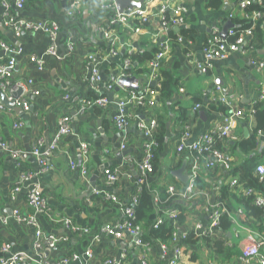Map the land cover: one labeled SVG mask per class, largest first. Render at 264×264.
I'll return each mask as SVG.
<instances>
[{
  "label": "crops",
  "instance_id": "1",
  "mask_svg": "<svg viewBox=\"0 0 264 264\" xmlns=\"http://www.w3.org/2000/svg\"><path fill=\"white\" fill-rule=\"evenodd\" d=\"M162 1H154L151 8ZM164 1L171 8L181 5L186 9L190 17L179 29H190L192 35L190 41L183 40V37L182 40H172L163 59L161 70L171 73L181 82L180 87L179 83L177 87H173L174 98L168 101V106L171 107L175 101H179L180 105L191 108L194 107L196 99L201 98L205 104L201 103L197 114L189 110L186 120L191 123L192 138H196L216 128L222 122L223 115L229 112H222L219 107L209 109L207 106L215 103L218 98L216 86L220 84L221 95L230 96L233 108L243 112L234 137L219 141L221 149L231 161V166L217 165L208 168L206 187L202 189L194 186L193 193H186L188 182L182 180L178 173H184L189 178L191 167L198 160V156L189 150H178L179 131L183 121L178 114L180 105H176L167 113L168 132L164 151L161 153L163 163L157 174L152 175L147 183L157 193L162 192V187H175L178 193L176 202L182 205L186 216L183 223L176 224V241L168 243L166 250L157 242L150 241L146 252L139 255L130 234L123 233L122 238H117L102 232L106 227L115 226L122 216L119 205L108 200L105 194L112 193L122 203H127L139 191V165L143 156L144 138L138 121L154 117L156 109L164 110L161 98L154 108L129 106V126L124 130L115 124L119 111L117 101L126 98L131 91L124 88L116 90L119 77L125 70L133 69V73L129 75L141 79L142 89L147 86L158 87L159 79L152 85L153 80L146 72L149 65L145 64L147 68L140 70L141 65L136 61L125 67L123 56L127 51L143 52L152 49L150 44L143 47L141 43L150 42L154 37L152 29L157 27L160 14H157V10L154 11L150 16L153 26H146L138 33L124 23L111 24L118 11L115 3L106 0H80L79 11L74 18L67 15L69 0H32L21 11L12 8V14L16 17L55 21L59 24L57 52L51 55L48 54L50 38L45 33L25 32L20 37L15 36L0 3V31L4 35L3 40L22 49L17 57L14 77L32 78L33 87L40 91L39 95L25 93L20 98L29 102L30 109L25 110L22 105H17V110L7 107L0 111L1 140L10 149L21 153L13 156L5 149L0 150V214L7 218L6 221H0V258L23 252L29 257L27 264H65L64 260H68L69 264H104L106 259L118 262L122 258H126L125 264H142L141 260L145 258L147 264H169L174 258L175 246L172 245H183L181 237L190 231L196 232L198 236L209 230L221 231L228 239L227 245H238L241 255L249 235L255 233L259 239H264V233L259 230L257 221L238 200L242 193L246 195L243 184L246 181L242 179L238 168L248 157L253 156L260 158L254 167V173L257 165L264 164V134L258 136L252 153L230 148L235 142L254 133L255 120L250 112L253 104L259 101L264 107V67L260 66V63H264V44L249 51L230 53L225 59H215L211 62L209 73H203L197 69V65L204 61L203 46L206 38L219 36L218 33L229 19V14L240 13V0H224L223 8L218 10L208 8L207 0ZM226 5L230 9L225 10ZM179 29L175 28L176 31ZM105 30L109 31L108 37ZM69 45L73 46L72 51ZM111 50L116 51V54H112ZM32 55L43 60L42 71L37 70L30 62ZM90 55H96L99 72L107 77L106 80L90 82ZM4 57V52L0 49V59ZM112 77L118 80L113 89L109 90L107 84L113 80ZM180 88L184 90L181 91ZM111 92L113 99L106 106L94 103ZM261 95L263 99L260 98ZM84 105L86 108L81 113L79 110ZM202 111L203 117L200 115ZM65 115L71 117V131L57 142L56 149L51 150L59 120ZM16 123H21V126L16 128ZM39 139L42 141L40 151L45 157V165L40 163L39 157L31 153ZM84 145L88 146L86 162L83 155ZM72 161L77 163L74 169L71 167ZM83 163L87 167L86 176L81 172ZM108 168L118 173V179L114 183L106 181L104 171ZM23 174H30V179L21 182ZM232 179H237L238 184L231 189L229 183ZM17 185L20 189L14 192ZM35 186L46 199L54 219L70 218L75 225L87 229L88 232H74L61 222L34 213L28 204L27 194ZM169 207L163 208L161 214ZM215 207L231 220L230 230L224 231L221 221L218 227H210L211 213ZM16 212L24 217L34 215L40 223L46 238L39 247H36L35 227L28 221H18ZM49 235L60 238L56 247H51L47 240ZM6 244L11 247L10 252L3 251ZM88 249H91L90 255L86 254ZM241 255L223 261L216 256L213 249L203 244L200 248L185 250L177 264H260L257 261L244 263Z\"/></svg>",
  "mask_w": 264,
  "mask_h": 264
},
{
  "label": "built area",
  "instance_id": "2",
  "mask_svg": "<svg viewBox=\"0 0 264 264\" xmlns=\"http://www.w3.org/2000/svg\"><path fill=\"white\" fill-rule=\"evenodd\" d=\"M27 0H1V4L5 10V17L7 23L12 28L13 33L16 37H20L25 32H43L50 38V47L48 49V54L55 55L57 52V39L60 33L59 24L55 21H42V20H30L23 17H16L13 15L10 11L12 8H16L18 11H21L24 9V3ZM109 2H113L116 5V0H106ZM154 1L157 0H148L146 4L140 8H135L133 10H130L129 13H119L115 14L111 24L115 23H124L126 26L130 27L134 32H142V28L140 26H136L132 23L131 18L134 16H138L142 22H146L148 20V15L151 12L150 8ZM162 5L159 9L160 17H162V13L170 7L169 3L166 1L161 2ZM160 3V4H161ZM249 3V0H240L239 9L240 12L245 8L246 4ZM80 7V0H69V6L67 9V15L71 18H74L77 15V12L79 11ZM174 16H176V19H172L170 21H165L163 25L160 27L159 32L154 33V42L159 46L161 49L159 52L155 55L154 59L150 61L149 63V77L153 81H158L159 78V70L162 67V62L167 54V52L170 49V43L169 41L164 40L160 41L157 40L159 36L166 33L171 26L173 25H184L185 20L182 15V11H186V9L181 5H176L173 8ZM187 12V11H186ZM235 14V13H234ZM233 13L229 14V17H232L234 15ZM263 16V13L259 11H255L253 14V18H260ZM233 29V28H232ZM231 29L229 30V32ZM219 32V31H217ZM106 36L108 37V30H105ZM253 36V28H249L244 30L239 38L235 42H229L225 39H222L220 36L215 37H208L206 38L205 45L203 46V56L204 61L201 63H198L197 69H199L203 73H207L209 71L211 62L215 59H225L230 53L234 52H245L246 50L249 51V45H250V39ZM111 38V37H110ZM163 38V37H161ZM179 40H182V37H179ZM184 40V38H183ZM0 49L4 52V58L0 59V89L7 95L8 99H12V95L17 92L18 90H21V96L17 98L16 105H22V108L25 110L30 109L29 102L27 100H21L20 98L25 93H32L34 95H39L40 91L33 87L34 80L32 78L27 79H15L14 77V69L17 65V57L19 54L22 53V49L20 47H15L13 45H10L7 41L0 40ZM69 49L72 51L73 46L69 45ZM112 54H116V51L111 50ZM90 59L92 61L91 66V74H90V82L92 83H98L102 80V75L99 72L98 69V61L96 55H90ZM30 62H32L37 70L42 71L44 69V62L41 58L37 57L36 55H32L30 57ZM125 67L130 66V61L125 60ZM261 67H264V63H260ZM127 76L125 73H123L121 77ZM113 80L110 81V84H107V87L109 90L113 89L112 85L117 84L118 78L112 77ZM221 87L218 85L216 86V91L219 93V96L215 101L219 102L221 105H224L226 107V110L229 112L227 114L223 115L222 122H220L216 128L210 129L211 135L209 131H206L200 136H197L196 138H192V134L190 131V127H187V131L184 133V135L181 137V141L178 147L179 152H182L184 150H189V152L193 153V155L198 156V160L194 162L193 166L191 167L190 177L186 186V193L191 194L193 193L194 186H195V176L197 175L198 170L203 171L201 169V166L199 165L200 162V155H202V158L205 160V166L207 168H214L217 165H224L226 167L231 166V161L228 158V156L219 149H212V145L215 141L214 134H218L220 137L226 136L228 137H234L235 128L237 127V124L240 120V118L243 115V112L240 110H235L233 108V100L228 95H221ZM158 91L157 88H153L150 86L144 87L141 89V91H134L131 90L126 98L120 99L117 101V105L119 108L118 114L115 117V124L119 129H124L129 126L130 124V115H128V107L137 105V106H149L152 107L155 104V100L157 99ZM263 99V95L260 97ZM111 100L107 96H103L102 98L97 99L94 103L102 106H106ZM86 105L81 107L79 110L81 113L85 110ZM201 108L200 103H196L195 109L199 110ZM7 107L0 103V111L6 110ZM253 109H251V114L253 115ZM156 125V122L154 118H150L148 120H139L138 121V127L142 132L143 135V142H142V149H143V156L139 165V171H140V182L142 181L143 177H146L149 174V171L152 169V159H153V153L152 150L155 146V141L152 137V130L154 129ZM21 126V123H16L15 127ZM71 131V117L69 115L63 116L58 123V131L54 137V143L51 145L50 149L54 150L56 149L57 142L61 140V138L69 134ZM41 139L37 140L36 144L33 147V151L31 152L33 155L39 157L40 163L42 165H45V157L42 155L40 151L41 147ZM0 146L2 149L9 151L13 156H16L17 154L20 155V151L17 152L15 150H12L9 148V145H7L4 141L0 138ZM122 149H125L124 146H122ZM194 152H198L195 154ZM84 161H87V155H88V146L84 145ZM26 156V154H24ZM71 167L74 169L77 167V163L72 161ZM81 172L84 176L87 175V167L86 164L83 163L81 166ZM256 172H258L261 176V179L264 178V164L257 165ZM104 174L106 175V181L108 183H114L118 179V173L112 171L111 169H106L104 171ZM31 177L30 174H23L21 176V182L25 180H29ZM263 181V180H262ZM230 187L236 188L238 184L237 179H232L230 181ZM20 189V186L17 185L14 188V192H17ZM171 190H174L173 187L170 188ZM245 194L247 195H255L254 197V203L262 207L264 210V193L261 192L260 189H246ZM105 197L108 198V200H111L119 205V208L121 210V213L123 216L126 217H132L134 215L133 209L130 207H124L125 202H121L120 198L112 193L105 194ZM135 197V196H134ZM157 199V198H156ZM27 200L29 206L34 210V213L41 214L53 221L61 222L62 225H64L67 228H70L74 232L79 233H87L88 230L85 228H81L77 225H75L74 221L70 218L64 217L61 219H54L52 215V211L49 209L46 199L40 194V191L38 188L32 187L29 189L27 194ZM177 213L176 209H169L166 211V214L173 217ZM222 211L215 207L213 208V212L211 213L212 217V224L211 228L218 227L219 220L221 216ZM15 217L18 221H28L35 227V235H36V247H39L41 245V242L46 238L44 231L38 222V220L35 218L34 215H29L27 217H24L21 215V213L16 212ZM7 218L4 215L0 214V221H6ZM198 226V225H197ZM196 228L198 229V227ZM104 233H107L109 235H114L117 238H122L123 233L130 234L132 241L135 244V247L145 245L144 242L141 240V228L140 226H132L131 222L127 219L119 220L115 224V226L112 227H106L103 229ZM98 237H95L97 239ZM47 240L49 241L51 247H56L57 244L60 242V238L54 235H49L47 237ZM174 241H176V233L174 234ZM182 241V237H181ZM10 245L6 244L3 246L4 252H10ZM161 248L164 250L167 249L165 245H162ZM174 258L171 259L169 264H177L178 259L180 256L184 253V248L180 246H176L174 249ZM87 255L91 254V249H88L86 251ZM74 257H76L75 254H73ZM124 257V256H123ZM28 255L23 252H17L11 254L7 258H0V264H27L28 263ZM241 260L244 263H250L252 261H257L260 264H264V239H259L257 235L254 233L249 235L248 237V243L245 244L242 250ZM65 264H69L68 260H64ZM104 264H122L121 261L115 262L112 259H106L104 261ZM142 264H147L146 260H142Z\"/></svg>",
  "mask_w": 264,
  "mask_h": 264
},
{
  "label": "trees",
  "instance_id": "3",
  "mask_svg": "<svg viewBox=\"0 0 264 264\" xmlns=\"http://www.w3.org/2000/svg\"><path fill=\"white\" fill-rule=\"evenodd\" d=\"M30 1L32 0H27L24 3V6L27 7ZM161 5L162 3L161 4L159 3L158 5L150 8L151 12L149 13L148 20L146 22H142V20L136 15L131 18L132 23L135 24L136 26H140L142 29L145 28L146 26H151L153 21H150V16L156 10L158 14ZM206 5L210 9L218 10L223 8L224 0H207ZM255 11H259L263 13V16L254 19L253 14ZM10 12L13 13L12 9ZM173 12H174L173 8L169 7L162 13V17H160V19L158 20L157 27L155 26L152 29L154 33L159 32L160 27L163 25L165 21H170L172 19L177 18L176 16H174ZM182 15L184 17L186 24L190 15H188L186 11H182ZM230 19L233 21L235 27L231 29L230 32H228L226 37L227 41L235 42L244 30L253 28V36L250 39L249 50L254 49L255 47L258 48L264 44V0H249V3L246 4L245 8L240 13H235L232 17H230ZM184 25L171 26L170 29L166 33L159 36L157 40L160 41L161 37H165V40L169 41L170 43L172 40L175 39L176 41H178L179 37L181 36L185 40L190 41V39H192L190 29L181 28L179 29V31L175 30L176 27H182ZM3 39H4V35L0 31V40ZM149 44L152 46L151 50L147 49L146 51L143 52L141 50H134L130 52L127 51L123 56L124 59L129 60L131 65L137 61L139 65H141L140 70H145L149 65L150 61L154 59L155 55L161 49L154 42V37L151 38L150 42L148 41L141 43L143 47L144 46L148 47ZM145 64H147V66H145ZM147 70H149V67ZM160 70H159V78H158L159 83L157 87V91H158L157 99L155 100L154 106L150 108L156 107L161 98L164 110L162 111L156 109L154 112V117H152L156 122V125L152 130V137L155 141V146L152 150L153 153L152 169L151 171H149V174L146 177L142 178V181L139 184L138 194H136L135 197H132V199L129 202L123 203L124 207H130L133 209L134 215L132 217L127 216V214L126 217L122 215L120 219V220L123 219L129 220L132 226L134 227L140 226L142 232L141 240L142 242H144L145 245L135 247L139 255L140 253L146 252V248L147 246H149L148 244L149 243L151 244L150 241L157 242L159 246L162 245H165L166 247L169 246L167 244L174 241V234L176 233V224L179 222L183 223L186 218L184 213L185 212L184 208L180 203L176 202L175 198L178 193L174 186L162 187L161 189L162 192L157 193L154 187L147 184L148 179H150L152 175L155 176L157 174L159 168H161V165L163 163L162 162L163 156L161 153L164 151L167 132H168L169 114L167 113H169V109L171 108L173 109L175 108L176 105H180L179 101H175L174 104L171 107H169L168 101H171V99L174 98L175 91L173 87L175 86L177 87L178 83L180 87L181 82L179 81V79L172 76L171 73L166 72L163 69L160 72ZM146 72L148 73V71ZM124 73L127 76H130L129 74L133 73V69L125 70ZM207 73H209V71ZM112 86L114 87V85ZM180 90L183 91L184 89L180 88ZM196 103L205 104L203 103L201 98H197L195 105ZM195 105L194 107L191 108H187L182 105L179 106L178 109L179 112L178 114L180 116L179 118L183 121L181 130L179 131V138H178L179 144L181 141V137L187 131V127H190L191 124L189 121H186L188 119L187 116L189 110L194 111L197 114V109H195ZM207 106L209 107V109L213 107H219L222 109V112L226 110V107L224 105H221L217 101H215V103H209L207 104ZM252 109L254 110L253 117L255 120L254 133L249 137L242 139L239 142H235L232 145L230 144L231 145L230 148L234 151L241 150L246 153H252L256 148L258 136L264 134V107L261 105L259 101H257L253 104ZM209 133L213 135L210 130ZM214 137H215V141L212 145V149L222 150L219 141L222 140L223 138H226V136L220 137L218 134H214ZM262 152H263L262 155L264 156V150ZM194 153L197 154L198 152L197 153L194 152ZM198 155L200 156L199 165L201 166V169H204L205 171L201 172V170H198L197 175L195 176V181H196L195 186L197 188L199 187L204 189L208 184V180L206 176L208 175V173H206V171H208L209 169L205 166V160L202 158V155H200L199 153ZM258 160H260V158L254 156L248 157L245 163L241 165L238 169L241 173L242 179L246 181L243 182L244 187H246V189H257L258 187H260L261 192L264 193V178L261 179V176L258 172L254 173V167L259 162ZM258 184L260 185L258 186ZM171 187H173L174 190H171L170 189ZM229 188H231L230 185ZM254 197L255 195L253 194L244 195L242 193V195L238 197V200L240 204L246 208L247 213L257 221L259 230L264 233V210L262 207H259L254 203ZM166 207H169L167 208V210H169L170 208L176 209L177 210L176 215L173 217L171 216L169 217V215L166 214L167 210H165L164 213L161 214L162 209ZM172 207H176V208H172ZM222 215L223 212L221 213L219 222L221 221L220 224L222 229L224 231H228L232 228V222L227 215H223V216ZM227 241H228L227 237L224 236L221 231L212 232V230H209L199 236L196 232L190 231L189 233L184 234L182 236L183 245H172V247L180 246L184 248V251L185 250L187 251L191 248H200L201 245L205 244V246L213 249L214 253L218 258H221L223 261H228V260H232L234 257L237 258L239 255H241V249L238 247V245H233L232 247H230L229 245H227ZM194 257L195 255L193 256V258ZM124 260H126V258L125 259L122 258L120 260L122 264H125Z\"/></svg>",
  "mask_w": 264,
  "mask_h": 264
},
{
  "label": "water",
  "instance_id": "4",
  "mask_svg": "<svg viewBox=\"0 0 264 264\" xmlns=\"http://www.w3.org/2000/svg\"><path fill=\"white\" fill-rule=\"evenodd\" d=\"M145 1L146 0H116V9H117V11L119 13L127 14V13L130 12V10L142 7ZM224 9L225 10L230 9L229 5H226ZM234 27H235V25H234L233 21L231 19H228L225 22L221 32L218 33L219 36L222 39H225L227 37V34H228L229 30L234 28ZM176 28L179 29L180 27H176ZM161 40L163 41L164 37L161 38ZM106 78L107 77L102 75V79L103 80H106ZM156 83H157V81H153L152 85H155ZM217 85H220V84H217ZM141 86H142L141 85V79L139 77H137L135 75L125 76V77H121L118 80V86L116 87V90H119V88H124V89H128V90L141 91V89H142ZM21 93H22V91L18 90L17 92H15L12 95V99L9 100L7 95L0 89L1 103L4 104L6 107H8L10 109H16L17 110L16 100H17V98H19L21 96ZM107 97L110 100H112L113 99V92L108 93ZM200 115L203 117L204 116V112L203 111L200 112ZM0 150L1 151L3 150L1 146H0ZM183 174L184 173H182V174L178 173V176L182 180L188 182V180H189L188 176H185Z\"/></svg>",
  "mask_w": 264,
  "mask_h": 264
},
{
  "label": "clouds",
  "instance_id": "5",
  "mask_svg": "<svg viewBox=\"0 0 264 264\" xmlns=\"http://www.w3.org/2000/svg\"><path fill=\"white\" fill-rule=\"evenodd\" d=\"M229 19H230V17H229Z\"/></svg>",
  "mask_w": 264,
  "mask_h": 264
}]
</instances>
